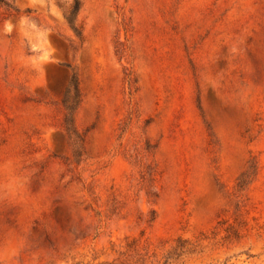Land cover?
<instances>
[{"label": "rangeland", "instance_id": "rangeland-1", "mask_svg": "<svg viewBox=\"0 0 264 264\" xmlns=\"http://www.w3.org/2000/svg\"><path fill=\"white\" fill-rule=\"evenodd\" d=\"M71 1L0 0V264H264V0Z\"/></svg>", "mask_w": 264, "mask_h": 264}, {"label": "trees", "instance_id": "trees-1", "mask_svg": "<svg viewBox=\"0 0 264 264\" xmlns=\"http://www.w3.org/2000/svg\"><path fill=\"white\" fill-rule=\"evenodd\" d=\"M81 8V0H72L70 5L64 10V18L69 25V27L73 30V32L79 36L80 32L78 30V25L76 23V18L78 15V12ZM79 89L78 84L74 78V76H71L69 80V86L67 89H65L63 93V105L66 110L65 115V123L69 125L71 123V117L73 110L75 108V105L79 102ZM254 174V168L252 165H249L238 177V186H243L245 183L248 182L249 179H251V176Z\"/></svg>", "mask_w": 264, "mask_h": 264}]
</instances>
